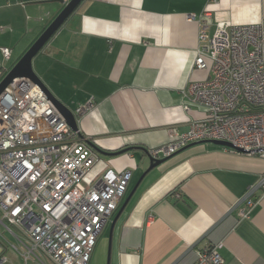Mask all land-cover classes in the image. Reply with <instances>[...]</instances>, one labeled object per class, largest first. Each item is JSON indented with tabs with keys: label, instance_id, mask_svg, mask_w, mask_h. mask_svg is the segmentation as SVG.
<instances>
[{
	"label": "crops",
	"instance_id": "crops-1",
	"mask_svg": "<svg viewBox=\"0 0 264 264\" xmlns=\"http://www.w3.org/2000/svg\"><path fill=\"white\" fill-rule=\"evenodd\" d=\"M69 1L0 0V81ZM207 12L211 32L264 23V0H83L34 57V71L99 156L88 182L131 170V192L149 150L205 117L204 107L183 105L190 83L211 74L196 68ZM263 173L262 157L227 146L179 151L141 181L114 227L109 264H196L212 248L224 264H264V190L251 207L245 200Z\"/></svg>",
	"mask_w": 264,
	"mask_h": 264
},
{
	"label": "built area",
	"instance_id": "built-area-1",
	"mask_svg": "<svg viewBox=\"0 0 264 264\" xmlns=\"http://www.w3.org/2000/svg\"><path fill=\"white\" fill-rule=\"evenodd\" d=\"M209 18L207 12L196 68L211 74L190 83L183 105L186 111L204 107L205 117L192 121L185 132L172 129L171 141L149 155L160 159L191 143L218 139L264 159V23L216 24L211 32ZM1 51L10 57V48ZM98 160L31 79L15 78L0 95V231L15 237L12 247L25 264L43 262V256L55 264H89L133 176L131 170L107 169L85 186ZM259 189L264 190V173L245 196L248 207ZM7 247L0 235V264L7 260ZM224 263L212 248L201 252L196 264Z\"/></svg>",
	"mask_w": 264,
	"mask_h": 264
},
{
	"label": "water",
	"instance_id": "water-1",
	"mask_svg": "<svg viewBox=\"0 0 264 264\" xmlns=\"http://www.w3.org/2000/svg\"><path fill=\"white\" fill-rule=\"evenodd\" d=\"M83 0H70L66 6L62 9V11L55 17V19L51 22V24L43 31V33L34 41V43L27 49V51L23 54V56L20 58V60L9 70V72L3 77V79L0 81V95L4 92V90L9 86L10 83L15 78H29L34 83L38 84L40 88L44 91L46 96L53 101V103L56 105V107L60 110V112L64 115L67 122L69 123L70 127L74 131H79L78 127V121L71 109H69L64 103H62L60 100H58L52 92L48 89V87L44 84V82L40 79V77L36 74V72L33 69V59L34 57L43 49V47L46 45V43L50 40V38L54 35V33L63 25V23L68 19V17L76 10V8L82 3ZM204 142H211L218 145L227 146L230 148H236L238 151L242 153H248L242 148L235 147L232 143L224 140H205L200 142L191 143L185 147H183L181 150H184L192 145L198 144V143H204ZM90 143V142H89ZM92 145V143H90ZM94 146V145H93ZM95 147V146H94ZM100 153L105 155H110L112 153H108L106 151H103L97 147H95ZM179 151L175 152L174 154L164 157V158H154L149 156L150 158V166L147 169L146 172L142 174L140 179L137 181L135 186L133 187L132 191L129 193L123 204L121 205L120 209L114 216L111 227H110V243L112 240V235L114 231V227L116 225V222L118 221L119 217L125 210L126 206L130 202L132 196L134 195L135 191L137 190L138 186L140 185L141 181L153 168L163 163L165 160L170 158L171 156L175 155ZM110 253V248H109Z\"/></svg>",
	"mask_w": 264,
	"mask_h": 264
},
{
	"label": "rangeland",
	"instance_id": "rangeland-1",
	"mask_svg": "<svg viewBox=\"0 0 264 264\" xmlns=\"http://www.w3.org/2000/svg\"><path fill=\"white\" fill-rule=\"evenodd\" d=\"M83 183L85 184V186L89 185V182L87 180L83 181ZM111 221L107 224L104 231L98 237L96 245L93 249L89 264H109V248H110L109 240H110ZM0 235L4 237L8 245L7 250L5 252V258L7 260L5 261L4 264H25L23 257L20 255V251H16L12 247L13 244H17L15 237L4 230L0 231ZM42 260L43 262H40V263H37L34 260L33 261L30 260L27 264H55L47 256H43Z\"/></svg>",
	"mask_w": 264,
	"mask_h": 264
},
{
	"label": "trees",
	"instance_id": "trees-1",
	"mask_svg": "<svg viewBox=\"0 0 264 264\" xmlns=\"http://www.w3.org/2000/svg\"><path fill=\"white\" fill-rule=\"evenodd\" d=\"M8 71H9V70H8ZM8 71L5 72V74L3 73V75L1 76V78H2L3 76H5V75L8 73ZM0 75H1V74H0ZM129 193H130V191L127 190L126 195H125L124 198L122 199V201H121V203H120V205H119L117 211L114 213L113 217L116 215V213H117L118 210L120 209L121 205L123 204V202L125 201V199L127 198V196H128ZM113 217H112V218H113Z\"/></svg>",
	"mask_w": 264,
	"mask_h": 264
}]
</instances>
